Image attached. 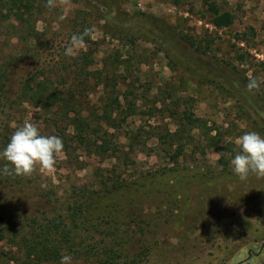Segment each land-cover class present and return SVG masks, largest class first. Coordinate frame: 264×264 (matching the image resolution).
I'll return each instance as SVG.
<instances>
[{"label":"rangeland","instance_id":"1","mask_svg":"<svg viewBox=\"0 0 264 264\" xmlns=\"http://www.w3.org/2000/svg\"><path fill=\"white\" fill-rule=\"evenodd\" d=\"M217 1L235 15L231 28L211 25L204 0L180 6L171 0H71L52 9L41 0L37 29L50 33L48 62L70 58L65 50L71 37L92 29L75 54L89 46L97 50V67L118 74L119 89L139 115L112 131L113 143L125 145L128 154L120 164L84 156V165L73 166L61 152L52 172L38 165L30 176L0 171V264H22L26 253L17 243L39 229L34 220H71L68 211L88 204L77 217L81 233L89 243L122 241V264H264V179L250 175L241 181L231 167L242 135L255 131L264 137V0ZM17 38L5 24L1 61L16 54ZM253 78L260 88L249 93ZM186 110L207 128L183 121ZM45 116L50 113L28 107L12 119L10 129L0 132V151L25 121L56 136ZM210 128L217 130L213 136L220 133L218 145L207 139ZM177 130L181 136L173 140ZM177 150L182 152L175 162ZM5 163L0 160V170ZM102 178L122 182L120 188L144 179L100 195ZM98 253L72 256V264H101Z\"/></svg>","mask_w":264,"mask_h":264},{"label":"trees","instance_id":"2","mask_svg":"<svg viewBox=\"0 0 264 264\" xmlns=\"http://www.w3.org/2000/svg\"><path fill=\"white\" fill-rule=\"evenodd\" d=\"M171 1L180 6L184 0ZM204 6L211 25L216 29H228L235 24V15L225 10L217 0H204ZM42 8L41 0H0V37L7 23L18 37L16 54L10 56V61L0 60V132L8 131L11 120L23 117L30 107L41 115L50 113L47 129L51 126L52 131H57L56 136L64 145L62 153L71 165H84L81 160L84 156L122 163L128 156L124 150L126 147L118 141L113 143L112 139L117 137L112 131L123 130L129 119L139 115V108L126 94H122L117 82L118 74L112 77L106 74L104 67H97V50L91 46L65 58V61L48 62L45 55L50 33L46 29L43 32L37 29ZM135 40L133 36L131 41ZM20 65L22 67H18ZM7 111L10 117L3 115ZM183 121L199 129L207 128L205 122L187 110ZM214 131L217 130L210 128L207 132L212 146L218 145L220 137V133L213 136ZM170 136L178 140L181 131L177 130ZM165 139L164 136L159 139L162 148ZM181 152L177 150L171 159L177 162ZM100 172L99 169L95 173L96 179L101 177ZM102 179V188L97 194L110 195L124 188H133L144 178L124 183L122 188V182L113 184L111 180ZM89 207L88 204L68 211L71 220L65 221V218L62 222L51 221L48 224L34 220L39 229L36 227L34 231L27 232L17 243L20 251L26 253L22 264L60 261L63 254L82 259L90 257L95 250L99 251L97 257L103 259L101 264H122V241L112 237L104 245L89 243L90 236L81 233L77 217L87 213ZM20 263L18 260L17 264Z\"/></svg>","mask_w":264,"mask_h":264},{"label":"clouds","instance_id":"3","mask_svg":"<svg viewBox=\"0 0 264 264\" xmlns=\"http://www.w3.org/2000/svg\"><path fill=\"white\" fill-rule=\"evenodd\" d=\"M71 0H47L46 7H64ZM64 17L61 16L60 19ZM92 29H85L82 34L73 35L65 50L66 56H73L75 50L82 47L85 37ZM249 93L260 88L258 79H250L247 86ZM240 152L231 160V167L241 181L248 180L250 175L264 179V137L255 131L246 132L239 138ZM64 145L60 137L43 135L38 126L25 121L10 137V142L0 151V160L5 163L2 170L4 175L30 176L38 165L42 170L52 172L56 164V156L63 151ZM72 256L63 254L60 264H72Z\"/></svg>","mask_w":264,"mask_h":264},{"label":"water","instance_id":"4","mask_svg":"<svg viewBox=\"0 0 264 264\" xmlns=\"http://www.w3.org/2000/svg\"><path fill=\"white\" fill-rule=\"evenodd\" d=\"M250 256H252V255L250 254Z\"/></svg>","mask_w":264,"mask_h":264},{"label":"flooded vegetation","instance_id":"5","mask_svg":"<svg viewBox=\"0 0 264 264\" xmlns=\"http://www.w3.org/2000/svg\"><path fill=\"white\" fill-rule=\"evenodd\" d=\"M251 257V256H250Z\"/></svg>","mask_w":264,"mask_h":264}]
</instances>
